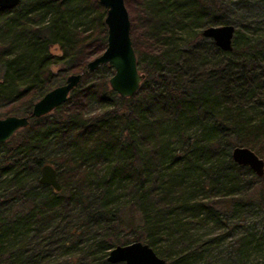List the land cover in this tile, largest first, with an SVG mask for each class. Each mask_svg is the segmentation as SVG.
Wrapping results in <instances>:
<instances>
[{
  "label": "trees",
  "instance_id": "obj_1",
  "mask_svg": "<svg viewBox=\"0 0 264 264\" xmlns=\"http://www.w3.org/2000/svg\"><path fill=\"white\" fill-rule=\"evenodd\" d=\"M123 2L144 74L136 92L118 96L111 68L98 66L65 102L0 143V264H111L108 250L132 241L169 263L199 251L189 230L200 217L256 207L264 225V174L229 155L244 146L264 160V43L236 49L234 29L225 52L201 35L233 24V0ZM104 13L97 0L0 9V117L29 114L47 90L82 72L105 46ZM205 52L217 60L205 66ZM45 163L59 191L38 183ZM250 236L264 247V233ZM239 239L226 264H239L247 245Z\"/></svg>",
  "mask_w": 264,
  "mask_h": 264
},
{
  "label": "water",
  "instance_id": "obj_2",
  "mask_svg": "<svg viewBox=\"0 0 264 264\" xmlns=\"http://www.w3.org/2000/svg\"><path fill=\"white\" fill-rule=\"evenodd\" d=\"M104 8L103 23L106 28L105 46L100 54L85 63L82 72L66 75L63 82L47 90L35 100L27 115L8 114L0 117V143L7 141L14 133L26 127L31 117L37 118L48 114L54 108L65 102L68 93L79 82L83 73L92 72L98 66L107 65L112 73L107 79L109 88L120 97L132 96L144 74L136 67L135 54L132 48L129 29L130 21L123 0H97ZM20 0H0V9H11L19 4ZM234 32L232 24L209 25L201 30V35L213 41L222 51L231 50V41ZM231 160L241 166L248 167L256 176L264 174V161L251 149L244 146H234L230 149ZM37 181L41 185L49 186L59 191L60 185L56 178L55 169L45 163L39 169ZM264 221V215H263ZM105 260L114 264H167L151 247L140 241L126 244H117L111 247Z\"/></svg>",
  "mask_w": 264,
  "mask_h": 264
},
{
  "label": "rangeland",
  "instance_id": "obj_3",
  "mask_svg": "<svg viewBox=\"0 0 264 264\" xmlns=\"http://www.w3.org/2000/svg\"><path fill=\"white\" fill-rule=\"evenodd\" d=\"M233 1V9L229 11V16L232 18L234 29L239 30L236 49H240L239 43L243 40H248L251 45L255 42L262 45L264 43V0ZM197 29L198 25L189 26L183 32L188 35ZM211 52H205V57L202 59L205 66L217 60V55ZM104 73L107 74V71ZM254 231L264 233V225L256 207L245 212H232L231 208H228L224 217L220 215L200 217L189 230L192 240L200 244L199 251L183 256V260L166 262L168 264H226L224 260L228 246L233 245L243 236L239 241H245L247 245L239 246L241 255L239 264H264V247L255 244L250 236ZM220 235L225 236L217 239L218 241L214 239ZM201 243H203L202 246ZM258 252L262 254L258 255Z\"/></svg>",
  "mask_w": 264,
  "mask_h": 264
}]
</instances>
